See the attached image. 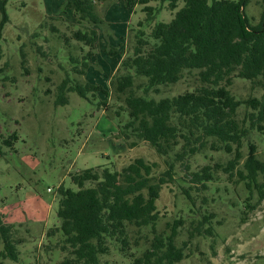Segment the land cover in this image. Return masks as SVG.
<instances>
[{"label": "trees", "instance_id": "16d2710c", "mask_svg": "<svg viewBox=\"0 0 264 264\" xmlns=\"http://www.w3.org/2000/svg\"><path fill=\"white\" fill-rule=\"evenodd\" d=\"M97 1L68 2L77 19L67 24L68 36L60 35L86 51L68 58L71 69L54 92L51 90L55 105H66L70 92L88 100L99 94L113 98L116 115L125 118L116 123L119 137L129 148L146 143L165 158L166 169L157 176L155 163L136 158L120 170L111 164L71 174L70 181L77 190L57 188L58 223L47 230L46 237L60 236L52 246L65 254L59 264H102L100 257L110 253L112 244L130 264H178L184 252L174 240L184 222L174 220L166 224L168 232H159L156 207L162 187L174 181L175 164L188 171L185 175L192 185L188 189H204L221 172L227 182L236 178L237 184H243L248 193L243 202L247 209L255 207L250 204L253 189L258 193L256 204L264 200V151L259 155L253 139H264V93L241 100L230 90L239 79L248 82L252 91L264 92V11L254 26L244 11L249 0ZM154 1L167 3L170 10H175L179 1L184 5L169 23H156L148 36L137 30L132 54L121 59L109 78L108 90L87 81L97 42L94 26L107 24L104 16L110 5L121 2L125 9L141 5L145 14L144 21L138 23L141 27L154 18L155 8L149 6ZM7 2L0 0V60L2 31L8 22ZM51 29L56 32L53 25ZM106 54L114 56L116 52ZM194 71L197 83L192 90L159 100L149 97ZM51 92L45 91L47 95ZM99 105L108 103L103 100ZM242 108L245 111L240 117ZM17 140L15 131L6 137L0 135V157L3 149H13ZM206 148L229 159L189 172L188 160ZM185 194L191 200L187 190ZM205 223L198 222L190 238L210 234L211 227L204 228ZM16 227L0 221V264L4 260L18 264V246L23 240L16 235Z\"/></svg>", "mask_w": 264, "mask_h": 264}, {"label": "rangeland", "instance_id": "374dc122", "mask_svg": "<svg viewBox=\"0 0 264 264\" xmlns=\"http://www.w3.org/2000/svg\"><path fill=\"white\" fill-rule=\"evenodd\" d=\"M71 1L8 0L6 5L8 22L2 31L0 60V135L6 137L15 131L18 140L13 149L4 148L0 157V221L15 224L16 235L22 237L18 264H59L65 258L64 253L52 248L60 239L59 234L47 238L46 232L58 223L57 188L77 190L70 181L71 174L111 164L120 170L136 158L155 163L157 176L166 169L165 158L146 143L129 148L119 137L116 123L125 118L116 115L113 98L99 94L88 100L70 92L66 105H55L51 90L54 92L71 69L68 58L86 51H80L75 41L65 42L60 35L63 32L68 36L67 24H74L77 19L68 6ZM183 5L179 1L176 9L170 10L167 3L150 2L149 6L155 8L154 18L141 27L138 23L145 19L141 5L133 9H125L121 2L110 5L104 16L107 24L94 26L97 47L85 79L108 90L109 78L121 59L132 54L135 34L141 29L144 37L148 36L156 23H169ZM244 11L250 23L258 25L264 0H249ZM111 50L116 55L106 54ZM194 75L195 71L174 85L160 87L158 94L150 93L149 97L159 100L192 90L197 83ZM250 88L248 82L237 79L230 90L241 100L264 93ZM47 89L49 95L45 93ZM103 100L107 106L99 105ZM244 111L239 110L240 117ZM253 139L261 155L264 139ZM242 152L245 157L246 145ZM228 159L206 148L187 164L191 172ZM174 170V181L162 187L156 207L159 232H168L166 224L174 220L184 222L174 240L184 252L178 264H264V200L256 204L257 191L251 192L250 204L255 207L249 210L243 204L248 193L243 184L235 182L236 178L229 183L219 172L218 179L207 183L204 189H188L192 186L185 175L188 171L179 164H175ZM200 221L206 222L204 228L211 227V233L190 238V232ZM2 248L0 242V251ZM100 261L130 264L113 244L110 253L101 256Z\"/></svg>", "mask_w": 264, "mask_h": 264}, {"label": "crops", "instance_id": "0c3cea01", "mask_svg": "<svg viewBox=\"0 0 264 264\" xmlns=\"http://www.w3.org/2000/svg\"><path fill=\"white\" fill-rule=\"evenodd\" d=\"M95 47H97V42H96V44H95Z\"/></svg>", "mask_w": 264, "mask_h": 264}]
</instances>
